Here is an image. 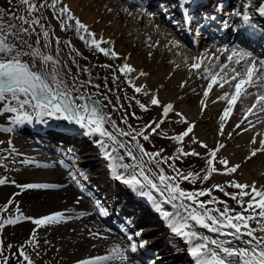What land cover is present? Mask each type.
<instances>
[{
  "label": "snow or ice",
  "instance_id": "obj_1",
  "mask_svg": "<svg viewBox=\"0 0 264 264\" xmlns=\"http://www.w3.org/2000/svg\"><path fill=\"white\" fill-rule=\"evenodd\" d=\"M8 2L12 4L13 0H8ZM183 2L188 5L192 0H183ZM20 3L25 6L27 15H18L15 11L0 7V108H2L3 114H14L11 123L20 126L30 124L34 120L45 123L47 119H54L77 126L83 130L85 135L96 137V142L104 149V155L110 162L115 179L138 196L146 198L154 206L172 232L189 245V255L194 264H264V187L258 188L255 183L242 184L237 181H229L227 187L238 190L235 193H229L221 184H215L210 189L199 191H187L180 186L181 180L190 183H195L197 180L203 182L210 179L213 174L232 175L236 173L241 165L229 166L230 162L227 159L219 160V163L224 166V171L216 168L213 164L217 152L225 145L221 143L217 148L209 150L211 157L207 160L209 168L203 176L194 173L184 174L175 166V161L182 156H199V153L195 151L185 152L183 148H179L177 150L179 155L170 157L162 156L159 151H147L140 143V138L148 141L150 135L159 134L157 130L160 128V124L164 122L170 112L174 111V105L171 103L162 105L159 98L153 95L150 103L162 108L161 120L159 122L152 121L144 129L136 130L128 124L125 114L121 116V123L127 126V130L120 128L106 109L112 105V111H120L123 109V105H113L107 96L101 100L97 98L100 95L99 92L94 95L87 91L86 89L89 87L100 88V85L92 84L91 79L79 80L78 76H72L71 83H69L67 77L71 75L70 69L66 73L67 65L60 60L61 48L59 45L62 42L58 37L55 38V55L51 54L53 37L46 30V25L42 23L45 18L41 9L53 10V18L58 21L62 31L73 29L77 33H82L79 35V39L85 44L105 56L111 55L113 58H118L115 51L101 47L102 43L110 42L97 40L95 33L90 32L88 26L75 17L63 0H44L39 4L34 0H20ZM253 7L261 17H264V3L255 6L253 0H247L243 13H236L250 28L255 27L250 24L252 17L248 14V10ZM33 13H40V15L34 16ZM145 14L149 17L153 15ZM72 21L74 24L70 23ZM33 35L36 37L34 42L30 39ZM86 36L91 39H86ZM148 39L151 40L150 37ZM66 43L71 45L70 41ZM170 43L179 47L176 41ZM149 46L154 45L149 43ZM220 51L222 55H225L226 63L219 65V72L212 70L215 65L204 69L202 78L209 82L203 96L207 98L216 85L221 89L228 85L232 89L231 92H226L220 97L228 105L221 116L222 121L230 118L238 102L254 96V102L245 109L244 120L252 124L249 117L255 116L260 123H264V59L258 60L252 52L239 44L231 48L225 47ZM25 57L30 58L31 62L25 60ZM204 59L206 57L196 58V61L190 66L191 69L200 70ZM215 59L219 62V57H215ZM37 61L39 67H37ZM73 63L76 61L73 60ZM77 67L79 66L77 65ZM104 67L111 66L104 65ZM81 71H87V69H81ZM119 71L127 77L136 70L125 63L119 68ZM139 75L146 76L147 73L140 72ZM113 79L118 78L114 76ZM128 84L133 87L136 93L148 95L145 91L146 85L136 86L130 79ZM250 89H256V91L253 92ZM117 101H119V96H117ZM136 103L141 110H148L147 105L138 100ZM202 105L203 108L207 107L203 101ZM176 115L181 116L188 127L182 133L168 138L182 143L185 137L193 132L195 125L183 118L181 113H176ZM153 124L155 127H152ZM236 127L240 128L241 124H237ZM148 129H151V132L145 134ZM12 130V128L3 129L5 132ZM243 130L248 131L249 129L245 127ZM220 134L224 135L223 124L220 127ZM193 143L200 142L193 139ZM251 143L257 144V140L253 138ZM201 147L207 149L208 145L201 143ZM258 153H264V139L259 141L258 147L250 151L247 159L256 157ZM169 161H173V163H169ZM25 163H30V161H25ZM163 164H167L175 175L167 174L162 167ZM70 176L72 181L80 185V191H85L80 179L83 173L73 172L70 173ZM84 179L87 178L84 177ZM9 182L6 177L0 178V185ZM11 183L15 184L16 182L11 181ZM16 187L25 190H38L59 186L29 183L16 184ZM213 189L236 201L241 211H236L235 208L229 207L226 201L213 196ZM205 196H208L209 199H200ZM77 203H79V199ZM218 204L223 207H216L215 205ZM209 205H213V207H209ZM97 208L100 216L108 215L102 205L97 204ZM8 210L7 205L2 209L3 212H8ZM15 211L17 215L0 219V230H3L5 225H16L22 221H31L36 226H48L61 223L66 219L64 212H56L33 219L26 216L18 206ZM198 229H204L208 233H214L226 239L213 238L201 233ZM91 234L97 239H107L99 232ZM35 239V233H33L28 244L38 249V242L34 243ZM127 239L133 241L132 236H128ZM145 243L141 242L138 245L133 241L126 248L116 245L108 250L109 254L82 259L78 264H113L115 261H119L120 264H130L129 253H136L138 247L143 248ZM10 248L11 245L5 246L3 238L0 237V264H9L10 258L5 253ZM16 255L18 258H22L26 264H34L33 259L24 248H19Z\"/></svg>",
  "mask_w": 264,
  "mask_h": 264
},
{
  "label": "bare ground",
  "instance_id": "obj_2",
  "mask_svg": "<svg viewBox=\"0 0 264 264\" xmlns=\"http://www.w3.org/2000/svg\"><path fill=\"white\" fill-rule=\"evenodd\" d=\"M122 1L124 2V0ZM125 1L128 4L141 3L144 6L147 5L148 10L150 8L153 9V7L155 8V4H157L155 3L157 0H152L149 4L146 3L145 0ZM163 1L162 3L167 5L168 0ZM170 1L178 2L179 6L172 10L173 14H171V16L172 19L182 17L180 19L183 24L182 31L185 32V35L188 33L190 26H199L205 33L203 34L200 30H197V37H202V35H204L207 38H212L213 35H216L218 41L227 43V47H233L239 44L241 47L252 52L254 56H261V52L259 53L258 49L264 41V17L259 15L257 17L258 19L250 21V24L255 26L254 28H250L245 22H242L240 26L230 25L227 20V22L222 21L217 23L215 19L218 15H214L215 17L213 16V18L210 17V12H213V3H215L216 0H192L188 5L189 9L184 6L183 0H169V2ZM218 1L220 3L218 6L219 10L224 8V4H228V0L227 3H225V0ZM90 6L91 3L89 2L86 9L80 10L78 6H74L73 4L74 10L72 13L88 26L90 32L95 33V38L97 40L110 42L102 43L101 47L116 51L118 56L126 57L129 50L137 51L138 54H152L154 57L156 56L155 53L159 52L156 57L160 60L158 65H162L170 59V53L172 54L173 52L176 55L179 53L182 54V58L177 60L179 64L176 65L175 71L171 74L159 72L154 76H140L139 73L142 72V70L139 66V61L142 57H132L130 65L136 70L133 72V75L138 78L137 80L140 82V85L147 86L146 89L150 92L149 96L151 93V95L156 94L162 105H167L169 103L178 105L179 109L182 108L181 113L183 117L187 118V121L189 120L191 124L199 123L193 129L194 139L200 142L198 143L199 146L203 143L208 145L211 150L217 148L218 144L221 143L224 144L225 147L227 144H236L234 149H227L225 147L220 149L217 152L213 164L216 168L224 171V166L219 163V160L223 158L230 162L229 166L239 164L241 167L232 175L213 174L210 179L204 181L207 188H212L215 184H221L227 188V183L229 181H237L242 184L255 183L258 188L264 187V156H259L256 159L254 157L255 160H253V158L250 159L251 161L253 160V162L247 165V162L250 161L247 159L250 151L259 146V141L264 139V132L261 130L259 134H257V132V135L255 134L256 136H253L247 134V131H241V128L248 122L244 120L245 109L251 106L253 97L238 102L230 118L225 121L221 120V116L228 105H226V102L221 105L224 100L220 99V97L226 92H231L228 88H226L224 93L222 92L220 97L214 100H209L208 97H204L203 100L195 103L192 108L183 106L187 101L195 100L199 97V93L201 94L197 83L203 84L204 78H200L199 76L204 73L205 68H210L213 65H215V67H212L214 71L217 64L215 57L212 59H204L202 70L190 69L186 73L182 72V66L192 65L196 61V57L193 56L190 50H185V46L182 43L177 42L179 47H175L170 43L174 41V39H172V36L165 30L164 22L160 19L161 16L159 14L149 17L145 14L150 13L147 10H140L137 14L132 13L135 19L140 18L146 21L145 28L148 34L146 36L143 35L144 29H141V31L137 33L139 27H134L136 35L132 38L131 42H128L125 41L124 38L133 31L131 30L132 22H128L127 19L122 22L118 19V17H123V14L127 12L125 11L126 9L128 10L127 7L120 5L117 0H105L104 6L106 11L94 13L91 12ZM91 7L92 9L94 8L93 6ZM226 15H231V13L227 12ZM72 23L74 24V21H72ZM167 23L169 24V20H167ZM217 24H222L224 27L218 26ZM157 25L159 26L158 29ZM212 25H217L218 27L214 26L211 28ZM79 34L82 33H77L73 30L70 35H72V39L79 45H83L77 38ZM149 37L151 38L150 41L148 39ZM86 38L88 40L91 39V37L87 36ZM154 42H157V46L150 47L149 43L153 45ZM162 43L167 44L164 52L159 51ZM107 44H109V46L105 47ZM117 46L119 47L116 48ZM100 54L105 56L101 52ZM157 68L158 67H155L153 69ZM226 87L229 86L226 85ZM206 89L207 86H205L203 93ZM215 91L216 90L213 88L211 93H215ZM202 101L207 105L206 108H203ZM176 107L177 106H174V111ZM169 117L171 119L170 114L167 118ZM167 118L165 120H167ZM249 119L252 121L251 125L258 121V119L253 121L255 116L249 117ZM242 121L243 123H241ZM203 123L205 125H203ZM221 124L224 125V135L220 134ZM237 124H241V127L237 128ZM256 127L257 126H254L250 130H255ZM205 128H207V130H204ZM76 131L77 128L75 126L57 120H55L54 123H48L46 121L40 124V126H35L32 123L24 124L15 128L16 134L12 136V140L16 145V142L20 140V138L18 140L17 137H21L18 136V133H24V135L27 136L25 140L30 143L29 145L32 146V150L30 148L29 151L21 150V152L11 148L0 150V165H2L0 166V178L6 177L8 181H10L5 185H0V219L17 215L15 211L16 206L20 207L26 216L33 219L42 218L56 212H64L66 216V219L58 224L36 226L31 223V221H22L16 225H5L3 230H0L4 238L16 244H20L33 259L34 264H78L82 259L107 255L109 254L108 250L116 245L126 248L130 243L125 233H122L125 232V230H122L123 228L119 229L118 227L123 221L120 219H123L124 216L127 215L129 219H136L137 222L141 224L149 222L155 215H160L149 201L131 192L130 196L122 194L119 197L124 199L120 211L111 212V214L108 213L107 216H100L97 204L102 206L108 205L109 202L112 201L113 196L116 198V193H111L106 189L105 185H100L96 190V194L104 193L106 198L104 200H100L99 198V201L96 202L93 198L96 195L94 194L93 196L92 194H88V190L81 192L79 185L71 179L70 173L72 172L67 171L65 163L60 162L59 159L54 156L55 153L57 154L58 152L62 154L63 151H67L66 155L69 157H71V154H79L78 152L84 148V146L82 145V139H79L80 136L77 137L75 135ZM208 131H211L209 135L207 134ZM242 133H244V135L239 137ZM1 134L0 132V139L3 138ZM209 136H212L213 140H210ZM214 138L216 141H214ZM253 138L257 140V144L251 143ZM183 142L187 143L186 138ZM7 143L8 142L5 141V144ZM189 143L188 145L190 146L191 144ZM242 145H244V147H242ZM199 150H201L199 151L200 155H209L207 149L199 147ZM37 151H45L47 153L51 151L52 155H42ZM100 153V150H97L94 155ZM210 158V156L209 158L207 157L203 165L202 176L208 171L209 165L207 164V160ZM25 161H30V163H25ZM91 161L92 160H88L84 165L91 168L95 164V162ZM88 179V184L91 185L97 177L95 175ZM11 181H15L16 183L13 184ZM29 183L51 184L59 187L38 190H25L16 187V184L23 185ZM78 199L79 203H77ZM6 205L9 210L8 212H3L2 209ZM141 207H143V210H140ZM163 221L165 220L160 215L159 219L154 224L156 226H154L151 234L156 235L157 239L154 241L153 245L164 244V246H162V248H164L162 250L163 256L172 254L170 258L172 260L184 258V260L182 259L184 264H194L189 252L185 253L183 250V246L188 244L183 239L180 241L181 238L170 231ZM92 232H99L101 235L106 236L107 239L94 238L91 234ZM33 233H35L36 237L34 243L38 242V249L28 244V241L32 239ZM140 242H146L145 238H142ZM150 249L151 245L148 243L145 249L141 251L138 250L136 253H129L130 264H147L146 258ZM165 262L166 260H163L162 257L157 264H165ZM19 264H26V262L22 261ZM113 264H120V262L115 261Z\"/></svg>",
  "mask_w": 264,
  "mask_h": 264
},
{
  "label": "rangeland",
  "instance_id": "obj_3",
  "mask_svg": "<svg viewBox=\"0 0 264 264\" xmlns=\"http://www.w3.org/2000/svg\"><path fill=\"white\" fill-rule=\"evenodd\" d=\"M0 2L5 4L6 7H4V8H6L7 10L15 11L18 15H27V13L25 12V6L20 3V0H13L12 4H9L8 0H0ZM34 2L39 4V3L44 2V0H34ZM89 2L91 3V6L94 7L93 9L91 6L89 7L91 9V12H94V13L101 12L102 13V12L106 11V8L104 6L105 0H99V1H97V0H63V3L66 4L67 6H69L71 11L74 10L73 4H74V6H78L80 8V10H82V9L84 10L87 8V5ZM117 2H119L120 5L128 8L127 12H125L123 14V17H118V19H120L122 22H124V20H126V19L128 20V22H132L131 30H133V31L130 33V35H127L124 38L125 41L131 42L132 38L136 35V31L134 30L135 29L134 27H139V29H137V33L140 32L141 29H144L143 35L146 36L148 34V32L146 31V28H145L146 21L141 20L140 18L135 19L134 16L132 15V13L137 14V12H139L140 10H143V11L147 10L153 15L159 14L161 16L160 19L164 22V26L166 28L165 30L169 33V35L172 36V39H174V41H176L178 43H182L185 46V50L186 49L190 50L192 52L193 56H195L196 58L201 57V56H205L208 59H212L213 57H219V62H217L216 68L214 69V72H219V65L226 63L225 55L221 54L220 49L227 47L228 46L227 43H225L223 41H218V38L216 35H213L212 38H207L204 35H202V37H197L196 36L197 30H200L201 33H203V34L205 32L201 27L195 26V25L190 26L189 34L185 35V32L182 31L183 24L181 23V19H180L182 17H180V18L177 17L175 19H172V16H171V14H173L172 10L174 8L176 9V7L179 6L177 1H170L169 2V0H168L167 5H165L162 3V2H164L163 0L162 1L157 0V2H155V3H157V4H155L156 9L153 7V9L150 8L149 10L147 9V5L144 6L141 3H129L128 4L125 0H124V2L122 0H117ZM145 2L149 4L152 2V0H145ZM225 3H227V0H225ZM246 3H247V0H228V4H224V6H223L224 8L222 10H219L218 6L220 3L218 0H216L215 3H213V6H212L213 12H210V17L213 18L214 15L215 16L218 15L217 18L215 19V21L217 23L218 22L220 23L222 21H225V22L228 21V23L230 25L233 24V25L240 26L242 24V22H244V21L242 20L241 16L236 15V13L237 12L243 13L245 10ZM253 3L255 6H258L260 3H264V0H253ZM188 5L184 4V6L187 9H189ZM184 10H185V8H184ZM41 12L43 13V17L45 18L44 20H42V23H44L46 25V30H48L49 33L53 37L51 54L55 55V49H56L55 38L58 37L59 40L62 42L59 45V47L61 48L60 60L63 64L67 65V68L65 69L66 73L70 69L71 75L67 77L69 83H71L72 76H78L79 80L91 79L92 84L100 85L99 89L89 87L86 90L89 91L90 93L94 94V95L97 92H99L100 95L97 97L98 99L103 100L104 96H107L108 99H110L112 101L113 105H123V109L120 111H112V105H109L108 108L106 109L109 113H111L112 118L117 122L119 127L122 129L127 130V126L124 125L123 123H121V116L125 115V114L127 115V118H128V124L131 125L136 130L144 129V127L146 125L150 124L152 121H158L159 122L161 120L160 116L162 114V108L155 106V105H151V103H150V100L153 96V95H151L152 93L149 96L150 92L147 89H145V91H147L148 95H144L143 93H136L134 91L133 87H131L128 84V80L129 79L132 80V82L136 86H141L140 82H138V80H137L138 78L136 76H134L133 73H131L127 77L124 76L123 74L120 73L119 68L122 65H124L125 63L130 65V63L132 62V59H131L132 57H137V58L142 57L141 60L139 61V66L141 67L142 72L147 73V75L154 76V75H157L159 72L171 74L175 71L176 65L179 64V63H177V60H180L182 58V54L179 53L178 55H176L173 52H172V54L170 53V55H169L170 59H168L162 65H158L160 60L156 57L157 53H159V52L155 53V55H156L155 57L152 56V54H147V53L138 54L137 51H133V50H129L128 55L126 57L118 56V58H113L111 55L102 56L99 51L95 50V48L90 47L87 44H85L83 41H81L79 39L80 34L77 36V38L79 41H81L83 43V45H79L76 41H74L72 39V35H70V34H72V31H73L72 29L62 31L58 21L53 18V10L52 9H47V10L41 9ZM227 12L231 13V15H226ZM182 14H183V12H182ZM248 14L251 15L252 19H254V20L258 19L257 17L259 16V14L255 11V7L250 8L248 10ZM32 15L38 16V15H40V13H33ZM231 18H232V20H231ZM164 20H166V21H164ZM167 20H169V24L167 23ZM135 22H136V24H135ZM70 23H72V22H70ZM217 25L224 27V25H222V24H217ZM217 25H212L211 28H213L214 26H217ZM218 35H222V34H218ZM156 36H158V35H156ZM30 39L32 42H34L36 39L35 35H33ZM69 41L71 42L70 46L66 43ZM153 45H154L153 47L157 46V42H154ZM108 46H109V44H107L105 47H108ZM118 47L119 46H117L116 48H118ZM166 47H167V44L162 43L160 48H159V51L164 52ZM228 48H231V47L229 46ZM263 48H264V41L262 43V46H260L259 50H258L259 52H261V54H262V51L264 50ZM45 51H48V50L45 49ZM259 57H256V58L258 60L264 59V54H262ZM24 59L31 62L30 58H28V57H25ZM73 60H75L76 63H73ZM77 65L79 67H77ZM104 65H110L111 67L106 68V67H104ZM154 66L158 67V68L153 69V68H155ZM190 66L191 65L182 66L181 71L185 72V73L188 72L191 69ZM37 67H39L38 61H37ZM81 69H87V71H81ZM202 69H203V66H202L201 70ZM91 72H92V74H91ZM203 75H204V73H202L200 76L198 74V76L200 78L203 77ZM221 75H223V74L221 73ZM96 76L98 77V79L96 78ZM114 76L117 77L118 79L114 80L113 79ZM94 79H96L97 81H94ZM208 82L209 81L207 79H204L203 84L197 83V86H199V88H200L199 91L201 92V94L199 93V97H197L195 100L187 101L183 106H187V107L192 108V107H194L195 103L203 100V98H204L203 90H204L205 86L208 85ZM213 88L216 91H215V93H211V95L208 96L209 100H214V99L220 97L222 92L224 93L226 88H228L229 90L232 91V89L229 87H226V85L223 89L219 88L218 85L214 86ZM250 91H256V89H250ZM157 94H158V92H157ZM154 95L157 96L156 94H154ZM117 96H119V101H117ZM254 99H255V97L253 96V99H252L253 102H254ZM137 100L140 101L141 103L147 105L148 110L147 111L141 110L139 105L136 103ZM225 102L226 101H224L221 105H223ZM105 103H107V101H105ZM173 105L177 106V107H176L175 111L169 113L171 116V119L169 117V118H167V120H164V122L160 124V128L157 130L159 134L150 135V138L148 141H145L142 138H140V143L144 146V148L147 151H149V152L159 151L161 153V155L164 157L179 155V153L177 151L179 148H183L185 152L195 151V152L199 153V151L202 150V149L199 150V147H201V146H199L198 143H194V144L192 143L193 139H194V135H193L194 132L190 133L188 137H185L187 143L186 142L185 143L184 142L177 143V142L168 138V137L175 136L177 134L182 133L188 127V124L184 122V119H182L181 116L176 115V113H181L182 108L179 109L178 105H175L174 103H173ZM226 105H227V102H226ZM133 113L135 114L134 116H133ZM13 118H14V114H3L2 108H0V132L2 133L1 136L3 137L2 139H0V150H3L5 148L17 149L19 152H21V150H26V151L27 150L29 151L30 149L32 150V146L29 145L30 143L25 140L27 138V136L24 135V133H21V132H19L20 134L18 133V136H21V137H17V139L19 140V138H20V140H19V142H16V145L14 144V142L12 140V136H14L16 134L15 128H17L18 126L11 123ZM183 118H185V117H183ZM185 119L187 120V118H185ZM256 119H258V118L255 117V119H253V121ZM46 121L48 123H54L55 120L54 119H47ZM61 122H64V121H61ZM188 122H190V121L188 120ZM204 123H203V125H205ZM32 124L35 126H40V124H42V123L34 120L32 122ZM192 124H194L196 127L199 123H197V124L192 123ZM254 125L257 126L256 129L250 130L253 126L247 122L246 125H244L241 128V131L243 132L244 131L243 129L245 127H247L249 130L246 133L253 135V136L257 132L258 133L261 132V130H262V132H264V123H260L258 120ZM180 126L183 128H181ZM75 127L77 128L75 135L77 137L80 136L79 139L80 140L82 139V145L84 146V148H82L78 152L79 154H77V155L71 154L70 155L71 157L66 155L67 151H65V152L63 151L62 154L57 152V154L55 153L54 156L57 159H59L60 162L65 163V165L67 167V171H70L72 173L73 172L83 173V176L80 177L81 184L83 185V187L86 191L88 190L87 191L88 194H90V195L92 194L93 196H94V194L96 195L93 197L96 202L99 201V198H100V200H104L106 198L104 193L103 194L102 193L96 194V190H97V188H99L100 185H105L106 189H108L109 192L114 193V194L116 193V198L113 196L112 201H110L108 205H105L103 207L106 208L107 212L110 214H111V212L120 211L122 209L121 206L123 205L124 199L119 198V197L122 194H125L126 196H130V193L131 192L134 193V192L131 191L123 183H121L120 181H117L115 179V174L112 171H110L111 170L110 162L106 159V157L104 155V149L101 148L99 146V144L96 142L97 138L85 135L83 130L79 129L77 126H75ZM152 127H155V124H153ZM5 128H12L13 129L11 131L12 133L11 132L6 133L5 131H3V129H5ZM204 130H207V128H205ZM150 132H151V129H148L147 132H145V134H149ZM210 133H211V131L207 132L208 135ZM243 135H244V133L240 134L239 137H242ZM191 138H193V139H191ZM123 139L127 140L128 138H123ZM209 139L213 140L212 136H209ZM5 141H7L8 143L5 144ZM214 141H216V139ZM23 143H25L26 145ZM188 143L191 145L189 146ZM2 145H4V146H2ZM235 146H236V144H234V145L233 144L232 145L227 144L225 148L234 149ZM242 147H244V145H242ZM97 150H100L101 153L98 155H94L95 152H97ZM207 150L209 153V150H210L209 146H208ZM37 152H39L42 155H47V156L52 155L51 151L49 153H47L45 151H37ZM259 156H264V153H258L257 156L255 157V159L258 158ZM207 157L209 158L208 154L207 155H200L199 154V156H182V157H180V159L175 161V166L178 169H180L184 174L194 173V174H199L200 176H202V174H201L202 168H203V165H204ZM255 159L253 158V160H255ZM88 160H92L93 162H95V164L91 168H89V166L84 165L86 162H88ZM253 160L252 161L250 160L249 162H247V165H250L253 162ZM169 163H173V161H169ZM162 167L165 169V172L167 174L175 175V173L172 172V169L168 168L167 164H163ZM95 175L97 177V179H96L97 181L95 180L94 182L91 183V185L88 184V180H89L88 178H91L92 176H95ZM84 177H86L87 179L85 180ZM180 186L187 191H199L201 189L207 190V189L211 188V187L207 188L206 183L204 181L201 182L200 180H197L195 183H190L189 181L181 180ZM79 187H80V185H79ZM236 190L237 189L230 188V187L226 188V191H228L229 193L237 192L238 190L237 191ZM212 195L217 197L219 200H222V201L227 200L226 203L228 204L229 207L235 208L236 211H241V209L237 205L236 201L230 200V197L225 196L222 192H219V191H216L213 189ZM101 197H102V199H101ZM200 199L201 200H207V199H209V197L205 196V197H201ZM144 200L147 201L146 198ZM215 206L216 207H223V205H219V204L215 205ZM209 207H213V205H209ZM140 210H143V207H141ZM169 210H171V209H169ZM155 216L153 218L154 220L151 219L149 222H145V223L140 224L137 222L136 219H134V220L131 218L129 219L127 217V215H125L123 219H120L123 221H122L121 225H119V229L123 228L122 230H125V232H122V233H125V236H127V237L132 236L133 241H135L138 245H139V243H141L140 241L142 240V238H145L146 245H148V243H149V245H151L150 252L148 253L147 258H146L147 264L148 263L149 264L150 263L151 264H157L161 260L162 257H163V260H166L165 264H184V261H183L184 258H178V260H172V259H170L172 254H167V255L163 256L162 250L164 248H162V246H164V244L163 245H160V244L159 245L158 244L153 245L154 241L157 239V236L154 234H151V232L154 229V226H156L154 224L159 219L160 215H158L156 217ZM163 222L169 228L167 222L166 221H163ZM169 230L172 231L170 228H169ZM198 231H200L201 233H203L205 235L212 236L213 238H216V239H226L225 237L217 236L214 233H208L204 229H198ZM137 233H139V235H136ZM0 235H1V231H0ZM0 237L3 238L5 246L11 245V247H12V248L8 249L5 253V255H7L9 258L11 257L9 260V264L21 263L23 260L21 258L16 257L17 256L16 253H17V250L19 248H22V246H20V244H16L13 241H9L8 239L4 238L3 235H1ZM133 241H129V243H132ZM180 241H182V239H180ZM145 246L143 248L138 247V250L141 251V250L145 249ZM14 250H16V251H14ZM183 250L185 251V253L189 252L188 245H184Z\"/></svg>",
  "mask_w": 264,
  "mask_h": 264
},
{
  "label": "trees",
  "instance_id": "obj_4",
  "mask_svg": "<svg viewBox=\"0 0 264 264\" xmlns=\"http://www.w3.org/2000/svg\"><path fill=\"white\" fill-rule=\"evenodd\" d=\"M0 7H3V8H4V7H6V6H5V4H4V3H1V2H0ZM5 9H6V8H5ZM91 74H92V72H91ZM96 78L98 79V77H97V76H96ZM94 81H97V80H96V79H94ZM93 83H94V82H93Z\"/></svg>",
  "mask_w": 264,
  "mask_h": 264
}]
</instances>
